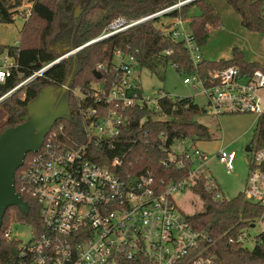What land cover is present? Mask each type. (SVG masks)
Segmentation results:
<instances>
[{
  "label": "built area",
  "instance_id": "1",
  "mask_svg": "<svg viewBox=\"0 0 264 264\" xmlns=\"http://www.w3.org/2000/svg\"><path fill=\"white\" fill-rule=\"evenodd\" d=\"M190 1H180L139 20L116 19L93 41L123 33ZM31 8L30 2L24 11L29 13ZM185 22L179 17L171 21V37L184 43L196 67L202 58L190 32L186 34L184 30ZM12 48L0 53V85L14 74L21 81L0 96V102L42 76L60 59L22 80L18 72L19 49L16 45ZM74 51L65 54L64 58L72 56ZM103 68L99 65L95 71L101 74ZM135 69H140L136 59L116 50L111 65L114 79L109 84L106 85L101 75L99 82L91 84L85 93L80 89H68L79 101L89 99L96 104L80 109L84 131L96 146L106 143L113 148L111 143L121 133L127 110L147 108L157 112L160 100L171 99L162 91L153 96L146 95L131 80ZM183 76V84L204 98L205 103L200 106L204 114L215 118L254 115L258 126L264 115L263 71L241 72L230 66L209 73L205 79L197 74ZM52 129L17 179L16 192L35 200L39 206L41 229L34 230L28 226L31 237L27 242L14 237L18 241L15 264H218L214 257L205 254L209 240L205 241V236L194 230L172 198L174 192L188 184L190 188L195 178L203 176L209 179L203 170L206 164L203 152L195 145L191 152L176 150L178 146L183 148L185 142H194L177 140L170 147L167 161L163 164L177 161V167L182 168L185 162H189L190 171L187 180L169 183L162 188L163 184H156L150 172L122 178L113 170L89 161L85 146L68 148L60 144L56 130ZM58 130L61 131L62 127L59 126ZM247 153L248 175L242 195L246 202L259 206L262 214L229 237V244L244 249H248L245 244L249 242L255 246L256 238L264 234V147L250 146ZM216 157L230 174L236 154L222 149ZM121 164L122 160L115 158L111 167ZM214 188L215 184L207 187L208 190ZM215 200H223L220 193L215 195ZM256 227L258 232L250 236L248 231ZM4 238L12 239L11 228L5 231Z\"/></svg>",
  "mask_w": 264,
  "mask_h": 264
},
{
  "label": "trees",
  "instance_id": "2",
  "mask_svg": "<svg viewBox=\"0 0 264 264\" xmlns=\"http://www.w3.org/2000/svg\"><path fill=\"white\" fill-rule=\"evenodd\" d=\"M32 8L19 12L22 0H0V24H13L17 15H22L24 24L20 32L18 72L22 80L30 77L44 66L61 58L70 51L76 50L98 38L116 19L139 20L153 16L184 0H28ZM210 0H194L179 9L172 10L160 17L150 19L127 31L93 43L82 48L62 61L52 65L44 74L16 91L12 96L0 102V135L8 128L24 122L27 106L39 93L48 88H61L72 73L70 90L89 91L91 84L99 82L93 72L99 65L106 85L113 79L111 65L113 52L122 51L139 63L140 69L163 78L164 69L170 64L182 75L197 74L205 79L209 73L233 66L241 72H252L260 69L255 63H247L244 55L237 49L232 52L230 60L217 62L202 61L194 67L183 42L171 37V21L184 19L189 10L196 6L200 16L189 20L188 28L198 48L205 45L210 29L220 27V18L216 14ZM240 19L243 29L264 35L263 0H224ZM168 18L170 23L162 30L158 27L161 18ZM162 25V24H161ZM13 49L0 45V53ZM169 52V54H165ZM74 68V69H73ZM17 74L4 85H0V96L20 83ZM68 119L58 120L53 130L57 132V140L68 148L86 147L89 161L101 167L113 170L122 178L134 177L150 172L156 184L162 188L169 183H181L188 179L190 164L185 162L182 168L177 161H167L170 147L177 140L192 142H209L211 135L208 129L197 123L196 118L203 115V109L195 104L193 98H163L159 101L157 112L147 108L129 109L125 113L126 120L120 135L114 140L113 148L102 143L98 146L84 131L80 109L96 106L87 99L79 101L68 91ZM62 130L59 131L58 127ZM163 134V138H160ZM256 148L264 147V115L260 119L249 144ZM34 156L30 153L15 174V189L20 172L27 161ZM115 158L122 160L121 166L112 168ZM214 184L203 176L195 178L190 190L201 200L202 212L193 216H185L194 230L205 236L206 253L214 257L218 264H264V234L256 238L253 249L241 248L228 243L238 230L246 228L262 214V209L246 202L242 193L230 200H215L219 189L208 190ZM28 204V211L22 213L16 207L6 210L0 230V264H15L18 241L7 240L4 233L13 223L41 229L39 206L35 200L26 195L21 196Z\"/></svg>",
  "mask_w": 264,
  "mask_h": 264
},
{
  "label": "rangeland",
  "instance_id": "3",
  "mask_svg": "<svg viewBox=\"0 0 264 264\" xmlns=\"http://www.w3.org/2000/svg\"><path fill=\"white\" fill-rule=\"evenodd\" d=\"M216 14L220 18V27L210 29L205 45L199 47L200 57L206 62H217L219 60H230L234 49L239 50L247 63H255L264 70V35L260 33L248 32L242 28L238 15L229 7L224 0H210ZM30 2L22 0L19 12L27 10ZM264 6V0H263ZM200 10L194 6L185 17L190 20L192 17H199ZM184 18V19H185ZM22 15L14 18L13 24H0V45L13 47L19 46L20 32L24 24ZM170 23L168 18H161L158 27L162 30ZM162 24V25H161ZM184 30L188 34V24L184 25ZM163 78L151 74L146 69H135L131 80L138 84L146 95L153 96L156 92L162 91L171 99L193 98L198 106H203L204 98L199 96L193 89L183 84L184 76L175 71L168 64L163 70ZM27 115L23 114L22 118ZM197 123L205 126L211 139L209 142H185L184 147H176L178 152L195 148L206 155V164L203 166L205 175L213 181L219 189L221 198L230 200L242 193L248 175L247 161L249 159L245 148L253 141L256 129V118L254 115H224L218 118L203 114L196 118ZM234 152L233 170L229 174L223 165L218 162L216 153L220 150ZM190 184L173 193V201L182 214L193 216L203 210L201 200L190 190ZM11 236L18 240L27 242L31 237V230L28 226L19 223L11 225ZM259 228L249 230L250 236L258 232ZM254 244L249 242L245 247L251 250Z\"/></svg>",
  "mask_w": 264,
  "mask_h": 264
},
{
  "label": "water",
  "instance_id": "4",
  "mask_svg": "<svg viewBox=\"0 0 264 264\" xmlns=\"http://www.w3.org/2000/svg\"><path fill=\"white\" fill-rule=\"evenodd\" d=\"M96 42L98 40L92 41L84 47ZM81 49L72 53L74 60L75 53ZM63 59H65L64 56L56 63ZM93 76L97 80L101 78V74L97 71L93 72ZM71 80L72 73L61 88L48 87L42 90L38 97L27 106V117L23 118L24 122L6 129L0 135V230L7 209L16 207L22 213L28 211V204L16 192L15 174L24 165L28 154H35L40 150L45 137L54 124L58 120L68 119L70 113L68 89ZM245 151H250V145L245 148Z\"/></svg>",
  "mask_w": 264,
  "mask_h": 264
},
{
  "label": "crops",
  "instance_id": "5",
  "mask_svg": "<svg viewBox=\"0 0 264 264\" xmlns=\"http://www.w3.org/2000/svg\"><path fill=\"white\" fill-rule=\"evenodd\" d=\"M186 22H185V24H188L189 23V20H187L186 18L184 19ZM245 59V58H244ZM246 61V60H245ZM257 70H261V71H263L264 72V70H262L261 68L260 69H257Z\"/></svg>",
  "mask_w": 264,
  "mask_h": 264
}]
</instances>
